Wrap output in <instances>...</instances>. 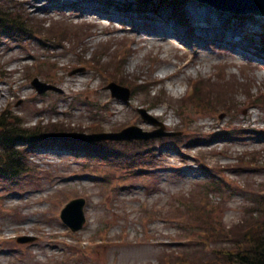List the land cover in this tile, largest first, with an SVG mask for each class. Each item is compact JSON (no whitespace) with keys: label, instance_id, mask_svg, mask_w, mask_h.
Segmentation results:
<instances>
[{"label":"rangeland","instance_id":"rangeland-1","mask_svg":"<svg viewBox=\"0 0 264 264\" xmlns=\"http://www.w3.org/2000/svg\"><path fill=\"white\" fill-rule=\"evenodd\" d=\"M87 1L104 10V0ZM117 1L124 8L109 7L149 16L161 0L146 2L154 8ZM184 1L157 12L165 9L191 38L177 39L169 58H199L181 93L169 88L171 79L146 83L158 70L156 46L101 33L107 17L92 11L84 19L60 0H0V264H201L223 258L222 248L264 218V16L197 2L217 10L215 29L208 19L198 28L177 4ZM231 43L263 57L241 58ZM132 54L140 57L136 81L126 65ZM72 77L81 79L78 87L64 83ZM36 79L53 88L40 93ZM110 82L126 87L129 98L113 96ZM107 103L120 108L122 126L115 127ZM158 112L172 115L173 124ZM203 121H219L220 135L207 138ZM238 124L253 130L229 136L225 128ZM130 125L175 134L69 145L27 140L54 131L116 134ZM14 131L25 134L13 139L20 158L10 175L12 148L3 136ZM214 144L219 150L208 149ZM80 197L86 221L72 231L61 209Z\"/></svg>","mask_w":264,"mask_h":264},{"label":"bare ground","instance_id":"bare-ground-1","mask_svg":"<svg viewBox=\"0 0 264 264\" xmlns=\"http://www.w3.org/2000/svg\"><path fill=\"white\" fill-rule=\"evenodd\" d=\"M26 1V0H23ZM58 1V0H57ZM67 6H73L78 7L80 10H82L79 15H83L85 17L84 19L93 18L88 17L90 16V12L93 11V13H97L102 16L103 18L107 17L108 20H110V23H107V27H105L104 30H102L101 33H107L109 37H119V36H127L129 39H131L132 42L138 44L140 48H145L146 40H150L151 46L155 45L158 53L155 54L154 58H156V61L153 65V67L158 68L155 72V77L149 78L146 83L148 85H153L158 82H162L163 80H170V89L174 92H181L184 93L185 88L183 87V84L188 80L191 79L192 69L196 68V62L199 60L197 56L193 59L187 60L185 56L176 61L171 60L169 58V49L172 46H180L179 42L176 41L177 39L191 42V38L188 36V33L186 31L184 32L181 28V25L179 24V21L170 20L169 13L166 12L165 9H162L163 12H154L150 13L149 16H141L136 14H127L123 12V10H120L118 8L109 7L108 4L101 3L100 5L103 7L101 10L100 8L97 9L95 7L89 8L86 2L87 0H60ZM80 4L84 6H80ZM48 5H44L42 9L47 10ZM184 7L187 14L190 16L192 20H198L196 21L197 24L195 25L199 28L200 26L205 28V25H202L203 19H208L209 21H212V27L213 29L216 28L214 25V18L217 14V12L212 8L208 6H199L197 1L195 0H185L184 1ZM108 8V9H105ZM60 12L63 11L62 8H57ZM33 15H37V13H33ZM99 17V19H100ZM94 23H100L101 21H93ZM121 31V32H120ZM231 45H235L238 50H236V53L239 54L238 56L241 58H258L263 57L262 53H258L256 51H250L249 48L244 49V47L239 46L238 44L231 43ZM198 48H204L203 43L199 42ZM162 50V52H161ZM241 50H244L242 53ZM161 52V53H160ZM196 52V51H195ZM161 54V55H159ZM132 54L130 59H127V64L130 66V69H133L134 71V79L132 81H136L139 76H142L141 74V68L139 67L140 63V57ZM125 65L126 72L129 73L130 71L127 69V66ZM138 67V71H135V69ZM152 67V68H153ZM16 67L14 66L13 69ZM178 75V76H177ZM125 79V78H124ZM127 80V79H125ZM64 83L70 84L71 86L78 87L81 83V79H76L75 77H72L70 79H65ZM135 86V83L133 87ZM22 89H27V86H21ZM78 90V89H76ZM3 91V87L0 85V92ZM108 108H111V115L113 119L115 120V127H120L123 125L124 122H126L124 119L117 120L116 116L121 114V110L118 107H115L114 105L107 103ZM158 116H161L162 119H166L163 112H158ZM134 120V119H133ZM134 122V121H133ZM206 121L202 122V129L208 128L206 131L209 133V136L207 138H214L220 135L218 132L215 131V126L219 124V121H215V123L207 124ZM166 123L168 125L173 124V117L172 115L169 117V119H166ZM204 124V125H203ZM251 130H253L250 126H245L243 124H238L237 126H232L229 128H225V131L228 132V135L231 136V133H237V134H244L248 133ZM245 134V135H246ZM212 135V136H211ZM211 136V137H210ZM239 136V135H238ZM244 135H241L243 137ZM233 137V136H231ZM202 137L194 138L193 140H201ZM208 140V139H204ZM243 144L246 145L244 142ZM210 150H219L217 147V144L212 145L211 147H208ZM234 149H229L225 153L226 155H229L233 153Z\"/></svg>","mask_w":264,"mask_h":264},{"label":"water","instance_id":"water-1","mask_svg":"<svg viewBox=\"0 0 264 264\" xmlns=\"http://www.w3.org/2000/svg\"><path fill=\"white\" fill-rule=\"evenodd\" d=\"M197 1L210 4L218 9H222L225 11L236 12V13H251L254 15L264 16V0H197ZM35 85L38 88L39 92H45L47 89L53 88V86L40 83L37 79L35 80ZM109 87L112 88L114 96L124 98L125 100L129 98V91L126 88L119 86L115 83H112ZM122 91L125 93L121 95L119 92ZM144 117L148 118V116H146L145 114ZM163 135L166 134L162 130H157L154 132H144L142 131L141 128L137 126H131L123 130L121 133L108 134V136H102V137H110L117 139H133V138H149V137H156ZM167 135H172V134L169 133ZM42 137L47 139H54V140H62V139L91 140L95 138V136L84 133H78V132H61V133H53V134H44L42 135ZM84 205H85V199L78 198L67 204L66 208L62 212V218L64 222L68 226H70L73 230L81 229L86 221L84 214Z\"/></svg>","mask_w":264,"mask_h":264},{"label":"trees","instance_id":"trees-1","mask_svg":"<svg viewBox=\"0 0 264 264\" xmlns=\"http://www.w3.org/2000/svg\"><path fill=\"white\" fill-rule=\"evenodd\" d=\"M25 134L24 131L17 132L14 131L12 134H5L3 136V141L6 143L9 150L8 155L11 160L7 163L10 168V173H17V163H19L20 156L17 155L16 150L13 149V139H22ZM15 135V136H13ZM15 140V141H16ZM6 148V151L8 150ZM264 218L262 221L258 222L254 230L248 231L246 234L239 238L244 242L239 243L236 248L226 251L223 256L225 259L224 264H264Z\"/></svg>","mask_w":264,"mask_h":264}]
</instances>
